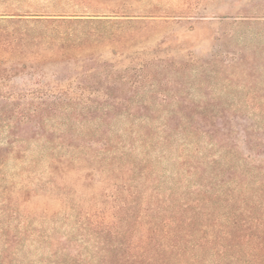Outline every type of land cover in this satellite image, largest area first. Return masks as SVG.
Returning a JSON list of instances; mask_svg holds the SVG:
<instances>
[{
    "label": "trees",
    "instance_id": "16d2710c",
    "mask_svg": "<svg viewBox=\"0 0 264 264\" xmlns=\"http://www.w3.org/2000/svg\"><path fill=\"white\" fill-rule=\"evenodd\" d=\"M34 1L0 8V105L17 120L0 148V264H264V87L240 89L257 104L250 122L226 114L241 103L178 99L153 126V69L192 63L137 46L159 16Z\"/></svg>",
    "mask_w": 264,
    "mask_h": 264
},
{
    "label": "rangeland",
    "instance_id": "374dc122",
    "mask_svg": "<svg viewBox=\"0 0 264 264\" xmlns=\"http://www.w3.org/2000/svg\"><path fill=\"white\" fill-rule=\"evenodd\" d=\"M3 1L0 0V8L5 6ZM45 1L37 0L30 4H46ZM125 5L141 12L140 15L155 12L154 15L159 16L144 18L152 21H146L145 27L135 30L137 46H141L145 54L164 60L174 58L179 63L192 60L180 70L171 67L153 69L158 75L156 96L150 100L148 111L153 126L167 118V111L175 109L178 99H182L187 107L197 102L201 105L219 102L220 107L226 102L241 103L247 107L243 113H226L239 124L250 122L258 114L251 109L257 104L248 100L240 89L247 84L264 87V0H125ZM187 11L194 16L191 23L186 19L168 17ZM199 17H203V21H198ZM242 20L249 24H240ZM257 21L261 24H256ZM214 55L220 60L206 66L205 63ZM248 66L253 69V78L243 76ZM202 70H206L207 75H200ZM211 71L218 72L219 76L211 78ZM226 78L230 83V94L220 91ZM10 109L0 105V148L5 149L8 148L3 144L9 124L7 118L12 114ZM192 110L193 107H189L185 111L192 116ZM179 115L184 116L185 112ZM10 121V126L17 122L13 117ZM123 123L119 122L115 127L121 128ZM89 128L87 125L84 129ZM170 157L162 167H168ZM6 164L14 163L8 160Z\"/></svg>",
    "mask_w": 264,
    "mask_h": 264
}]
</instances>
